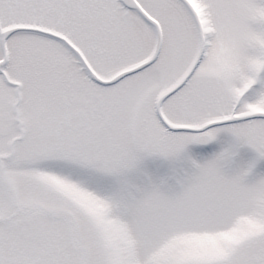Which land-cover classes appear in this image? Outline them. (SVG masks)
<instances>
[{"label": "snow or ice", "instance_id": "1", "mask_svg": "<svg viewBox=\"0 0 264 264\" xmlns=\"http://www.w3.org/2000/svg\"><path fill=\"white\" fill-rule=\"evenodd\" d=\"M0 264H264V0H0Z\"/></svg>", "mask_w": 264, "mask_h": 264}]
</instances>
